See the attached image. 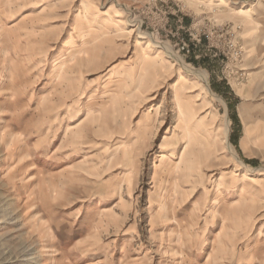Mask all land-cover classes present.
Segmentation results:
<instances>
[{"label":"rangeland","instance_id":"obj_1","mask_svg":"<svg viewBox=\"0 0 264 264\" xmlns=\"http://www.w3.org/2000/svg\"><path fill=\"white\" fill-rule=\"evenodd\" d=\"M0 264H264V0H0Z\"/></svg>","mask_w":264,"mask_h":264},{"label":"bare ground","instance_id":"obj_2","mask_svg":"<svg viewBox=\"0 0 264 264\" xmlns=\"http://www.w3.org/2000/svg\"><path fill=\"white\" fill-rule=\"evenodd\" d=\"M210 2V1H209ZM250 10H246V9H243V8H240L238 10V13L239 14H247L249 13ZM133 31V30H132ZM260 34H258L257 36H255L254 38H252V40L248 43L245 44V46L247 45V47H255L259 41H260ZM243 51L247 50V48L243 47L242 48ZM181 62V65L184 66V62L183 60L180 61ZM126 69L124 67H120V68H117V69H114L112 71V74H111V77L112 78H118L120 77L121 75H123V73H125ZM189 72H192V73H195V75L198 76V79H202L204 81H206V75L205 73L201 72V73H197V72H194L192 70L189 69ZM107 79V78H106ZM188 81V80H187ZM182 85V84H181ZM191 85V84H190ZM180 100V91L179 89H177V91L175 90V93H174V96H173V102H178ZM180 102V101H179ZM195 123H194V128H196L197 130H212L213 129V126H212V123H210L209 125H206L205 123V116H198L197 114L195 115ZM229 120L226 119V124H225V127H224V130H223V138L225 140V143L227 145V148L230 152H232L234 155H235V150H234V147L231 145V143L229 142ZM203 143V142H202ZM209 144V143H208ZM207 144V145H208ZM166 159L167 156H163V159ZM186 160V159H185ZM166 161V160H165ZM190 162V161H189ZM190 166V164L188 165ZM247 167V166H245ZM250 179V176L247 172L241 174L238 176V182H245V181H248ZM251 179H254L253 177ZM219 202L220 201V197H219V193H216L214 194V196L211 198V207L214 208L216 207L218 204H220ZM15 217V216H14ZM12 216V213L10 216L7 217V221H6V224L9 225L12 221V219L14 218ZM13 223V222H12ZM216 221L213 222V224L211 225V227H213L215 225ZM210 225V224H209ZM216 228V227H215ZM34 260V259H33Z\"/></svg>","mask_w":264,"mask_h":264},{"label":"built area","instance_id":"obj_3","mask_svg":"<svg viewBox=\"0 0 264 264\" xmlns=\"http://www.w3.org/2000/svg\"><path fill=\"white\" fill-rule=\"evenodd\" d=\"M182 51L186 52V53H190V48L189 46L186 44V43H183V46H182Z\"/></svg>","mask_w":264,"mask_h":264}]
</instances>
